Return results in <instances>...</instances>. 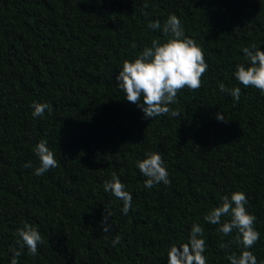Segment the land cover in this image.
<instances>
[{"label": "trees", "instance_id": "1", "mask_svg": "<svg viewBox=\"0 0 264 264\" xmlns=\"http://www.w3.org/2000/svg\"><path fill=\"white\" fill-rule=\"evenodd\" d=\"M169 14L208 69L198 90L169 105L178 116L146 118L116 76L123 61L170 38ZM155 21L161 29L147 27ZM252 44L264 52V0H0V264L12 249L22 251L18 264H167L193 223L204 229L207 264H230L243 250L237 231L225 236L204 217L236 191L260 234L247 250L264 264V94L233 75L250 66L242 49ZM221 83L241 89L238 102ZM33 102L53 110L33 118ZM42 139L59 166L36 176ZM150 151L162 155L169 185L144 186L136 164ZM112 173L132 196L127 215L104 191ZM24 222L44 239L36 256L17 243Z\"/></svg>", "mask_w": 264, "mask_h": 264}, {"label": "clouds", "instance_id": "2", "mask_svg": "<svg viewBox=\"0 0 264 264\" xmlns=\"http://www.w3.org/2000/svg\"><path fill=\"white\" fill-rule=\"evenodd\" d=\"M147 15V13H145ZM148 28L161 29L159 21L149 22ZM162 32L165 36L171 34L166 42L161 43L158 39L153 40L151 47H145L143 51L132 61L125 60L122 70L116 76L117 87L125 94L128 102L136 104L144 113L146 118H154L160 115H171L176 117L179 112L173 110L169 105L178 103L177 94L187 88L195 91L202 86V77L208 69L204 59L203 49L195 40L187 38L180 19L175 14H169L163 25ZM136 47L135 44L132 45ZM250 66L245 64L236 65L233 73L235 79L245 88L254 87L264 94V52H261L255 44L242 49ZM221 92H228L235 101H239L241 89L239 87L228 89L220 84ZM141 100L143 103L141 104ZM33 118L44 115L45 110L52 112L48 103L33 102ZM217 120L226 121L220 113ZM34 154L39 159V166L35 168L34 175L42 176L48 170L58 167L55 153L47 146V141L42 139L34 147ZM25 167H32L31 162ZM136 167L147 179L144 181L146 188H152L156 184H170L168 171L162 155L158 152H147L145 158L137 161ZM104 191L111 192L114 197L123 201L122 213L127 215L131 209L132 196L125 190V185L120 181L116 173L104 182ZM221 205L210 210L204 219L213 225L220 224L218 229L223 235H231L233 229L237 231L236 241L242 246L239 256L235 253L227 256L230 264H257L256 256L247 249L252 248L260 238L255 230L256 217L247 211L248 203L246 194L242 191L233 192L229 196L221 197ZM111 213L105 211L102 224L103 232L109 231L108 219ZM224 216L230 219L221 221ZM20 248L25 246L30 256L38 254V245L44 239L37 227L24 222L22 228L17 229ZM204 229L197 223H193L189 233L188 242L173 245L167 252V264H207ZM122 237L116 235L112 239L113 246L121 242ZM221 248L227 247L225 244ZM13 255L10 264H18L17 257L22 251L11 250Z\"/></svg>", "mask_w": 264, "mask_h": 264}]
</instances>
